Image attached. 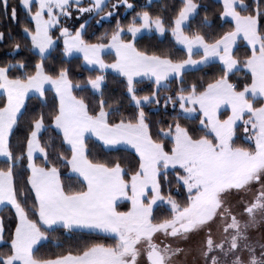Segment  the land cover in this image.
Returning <instances> with one entry per match:
<instances>
[{"label":"snow or ice","instance_id":"obj_1","mask_svg":"<svg viewBox=\"0 0 264 264\" xmlns=\"http://www.w3.org/2000/svg\"><path fill=\"white\" fill-rule=\"evenodd\" d=\"M157 2L0 0V264H264V0Z\"/></svg>","mask_w":264,"mask_h":264},{"label":"trees","instance_id":"obj_2","mask_svg":"<svg viewBox=\"0 0 264 264\" xmlns=\"http://www.w3.org/2000/svg\"><path fill=\"white\" fill-rule=\"evenodd\" d=\"M130 2L136 4L137 6L143 5L146 3V0H130ZM173 2H178V0H158V2L156 3V5L150 9L153 12H156V10L158 8H160L162 5L164 4H172ZM198 2L203 3L205 6H207L209 9L213 10V11H219V6H220V0H198ZM9 5L10 7H16L18 14H19V20H20V24H11V21L6 19L4 16V12L2 9V5H0V25H2L3 27H0V30H4V28H7L10 24H11V28H12V32L14 34H16L17 36L19 35L20 31H21V26L24 22L25 19V13L24 10L21 8V0H9ZM120 13L121 15L116 16L115 18H113L112 21H105L102 24H97L95 21L91 22V26L88 27L87 29V33L88 35L86 36V39H92L93 42H95V36H99L102 35L105 31H110L115 27V20H120L122 23H128L131 19V15H123L124 13V9L121 8L120 9ZM201 15H203V13H201ZM210 16H212L213 19L214 16L212 15V12L209 13ZM217 25L220 23L219 21H216ZM196 27V24H193V28ZM226 27H231V25H226ZM139 47L142 48H148L152 51H167L168 49H172L174 52L177 51V49L173 46V42H172V38L170 35H168L166 38L161 37L159 39H153L151 37L145 36L142 40H140ZM7 51H10L9 48L0 45V62H3L6 59H11V57L6 56L5 53ZM247 52V49L243 46L240 47L239 52L237 53L238 55H240L241 57H243L245 55V53ZM178 55H183L182 52H177ZM83 64V61L81 59H73L71 61V64L69 65L72 69L74 74L76 75V77L78 79L80 78H84L87 77L89 74H91L86 68L81 67V65ZM215 69L214 68H207L204 70V72H198L195 73L193 76H191L190 78H195V76H203L205 74V72H207L209 75H211L212 73H214ZM109 81H110V88L111 89H117L119 87L118 82L115 80V78L113 76L109 77ZM141 88H144L145 90H147L149 88V84L145 83L140 85ZM146 94V92H145ZM125 107H128L127 101H124ZM127 114V113H126ZM153 119L155 120H159V119H167V117L163 116V115H154ZM240 143H244L243 140L240 141ZM90 147L93 148V151L100 154L101 156H108L109 158H128L131 159L133 156V153L130 150H126L123 147H119L117 150L111 151L109 153H104L98 146V142H94L93 144L90 145ZM73 184H75L74 179L71 181ZM4 215H9V213H4ZM105 242H111L109 241H105Z\"/></svg>","mask_w":264,"mask_h":264},{"label":"rangeland","instance_id":"obj_3","mask_svg":"<svg viewBox=\"0 0 264 264\" xmlns=\"http://www.w3.org/2000/svg\"><path fill=\"white\" fill-rule=\"evenodd\" d=\"M106 59L110 62L112 60V57H106Z\"/></svg>","mask_w":264,"mask_h":264},{"label":"crops","instance_id":"obj_4","mask_svg":"<svg viewBox=\"0 0 264 264\" xmlns=\"http://www.w3.org/2000/svg\"><path fill=\"white\" fill-rule=\"evenodd\" d=\"M120 147H123L124 148V146H120Z\"/></svg>","mask_w":264,"mask_h":264}]
</instances>
